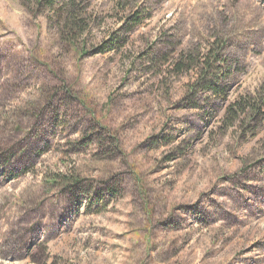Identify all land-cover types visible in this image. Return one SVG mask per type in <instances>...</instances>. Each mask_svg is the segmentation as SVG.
<instances>
[{
	"label": "rangeland",
	"instance_id": "obj_1",
	"mask_svg": "<svg viewBox=\"0 0 264 264\" xmlns=\"http://www.w3.org/2000/svg\"><path fill=\"white\" fill-rule=\"evenodd\" d=\"M263 98L264 0H0V264H264Z\"/></svg>",
	"mask_w": 264,
	"mask_h": 264
},
{
	"label": "trees",
	"instance_id": "obj_2",
	"mask_svg": "<svg viewBox=\"0 0 264 264\" xmlns=\"http://www.w3.org/2000/svg\"><path fill=\"white\" fill-rule=\"evenodd\" d=\"M49 4H51V3H49ZM52 6H55V3ZM82 18L83 17H81L79 19L78 18H76V19L74 18V19H70L69 21H67V24H68L67 25L68 26L67 28L71 31V39H72L71 40V45L73 47H76L75 40L74 39H78V38L82 37L83 34L87 30V27L85 25H83V22H82L83 19ZM84 52L85 51L82 49L81 50V54L85 55L86 53H84ZM78 54H80V51H78ZM178 65L180 67L181 73L189 72V70H191V68H192L190 65H188V66L185 67V62L178 63ZM212 68L213 67H210V69H212ZM206 75L211 76L210 75V72L208 74H206ZM210 86H212V84ZM210 86L207 87V90L211 89ZM215 89L216 88H214L212 90H215ZM263 100H264V98H263ZM248 104H250V103H248V102H245L244 104L238 103V104L234 105V107H230L229 108V113L230 114L231 113H234L235 107L237 108V111H239V110H246V108H250L251 107V105H248ZM246 106H249V107H246ZM237 111H235V112H237Z\"/></svg>",
	"mask_w": 264,
	"mask_h": 264
}]
</instances>
